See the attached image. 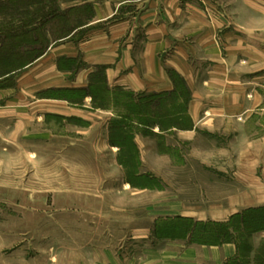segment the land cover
Here are the masks:
<instances>
[{"label": "rangeland", "instance_id": "374dc122", "mask_svg": "<svg viewBox=\"0 0 264 264\" xmlns=\"http://www.w3.org/2000/svg\"><path fill=\"white\" fill-rule=\"evenodd\" d=\"M40 2L0 0V54L24 28L44 50L89 19L57 12V0ZM35 51L0 57V73ZM47 95L82 112L51 118L48 133L32 130L15 141L0 128V264H136L138 252H213L227 244L235 255L224 264H264V229L246 233L249 252L239 253L236 242L203 244L192 230L174 234L164 224L175 217L222 223L264 206L263 111L239 137L199 131L186 138L193 122L181 99L144 104L129 90L102 86L93 97Z\"/></svg>", "mask_w": 264, "mask_h": 264}, {"label": "crops", "instance_id": "0c3cea01", "mask_svg": "<svg viewBox=\"0 0 264 264\" xmlns=\"http://www.w3.org/2000/svg\"><path fill=\"white\" fill-rule=\"evenodd\" d=\"M57 6L89 19L19 69L0 73V128L9 139L48 133L51 118L80 117L79 107L47 94L85 88L97 71L109 88L135 94L170 93L181 80L193 122L181 133L186 138L199 131L239 137L250 117L264 112V0H57ZM198 248L138 252L136 264H224L235 255L230 244Z\"/></svg>", "mask_w": 264, "mask_h": 264}, {"label": "trees", "instance_id": "16d2710c", "mask_svg": "<svg viewBox=\"0 0 264 264\" xmlns=\"http://www.w3.org/2000/svg\"><path fill=\"white\" fill-rule=\"evenodd\" d=\"M42 3V0L41 2ZM25 27V26H24ZM14 30H16L14 28ZM22 30V29H21ZM24 31H20L17 33L16 41L9 47V49L5 52H2L0 55L1 59L6 56L12 60L13 58H24L26 56L31 55L33 50H36L35 53L29 58L34 59L37 55H39L43 49L34 48L36 43L30 41V38H27V32L25 28ZM14 37V36H13ZM32 46V47H30ZM3 49V48H2ZM28 59V60H29ZM26 61L24 60L19 66H7L5 68V72L12 71L14 69H18L23 66ZM99 86H102L105 92L109 91V88L106 83L104 76L101 71H97L95 74L91 75V79L87 87L85 88H78V89H63L58 90L55 93H67L74 94L77 92H86L89 96H94L96 90H98ZM120 88V87H114ZM122 89V88H120ZM100 90V89H99ZM133 93V92H132ZM135 94V93H133ZM138 102L139 103H146L151 102L154 105L159 103H164L165 99H175L180 100L181 104L184 106V111L187 110V104L190 99V94L188 89L185 87L184 83L179 80L177 84V88L170 92V93H138ZM149 98V100L142 101L141 98ZM131 103V106L137 107V102L130 96L128 98ZM142 102H141V101ZM179 102V103H180ZM143 106V104H142ZM184 112V113H185ZM160 115V114H159ZM157 115V117L159 116ZM126 117V116H125ZM126 119V118H125ZM122 121H114L118 127L122 126ZM165 228L168 231L174 232V234H189L192 239H196L203 244H220L224 242H236L237 244V251L240 252H249V244L245 238L246 233L258 231L264 229V206L248 208L243 210L240 213L232 215L226 222H201V221H194L191 218L186 217H175L171 218L170 220L167 219L165 222ZM192 227V229H191ZM245 231V232H244ZM247 236V235H246ZM259 252L264 253V244L261 247ZM237 260L232 259L228 261L226 264H236Z\"/></svg>", "mask_w": 264, "mask_h": 264}]
</instances>
